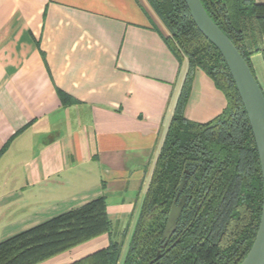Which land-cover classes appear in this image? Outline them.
<instances>
[{
    "label": "crops",
    "instance_id": "obj_1",
    "mask_svg": "<svg viewBox=\"0 0 264 264\" xmlns=\"http://www.w3.org/2000/svg\"><path fill=\"white\" fill-rule=\"evenodd\" d=\"M167 36L149 0H0V241L99 196L110 238L127 232L187 82ZM249 61L264 93L261 53ZM225 102L194 69L183 114L207 121ZM108 243L103 233L36 264Z\"/></svg>",
    "mask_w": 264,
    "mask_h": 264
},
{
    "label": "trees",
    "instance_id": "obj_2",
    "mask_svg": "<svg viewBox=\"0 0 264 264\" xmlns=\"http://www.w3.org/2000/svg\"><path fill=\"white\" fill-rule=\"evenodd\" d=\"M149 1L168 30V45L187 59L188 75L121 264H239L258 228L263 186L244 106L223 57L198 30L184 0ZM200 1L253 72L250 56L260 52L264 60V3ZM196 68L226 101L217 115L203 122L182 112ZM182 196L175 229L163 239L171 207ZM111 225L99 196L1 241L0 264H36L103 233L109 235L107 247L70 264H117L123 243L110 238Z\"/></svg>",
    "mask_w": 264,
    "mask_h": 264
},
{
    "label": "water",
    "instance_id": "obj_3",
    "mask_svg": "<svg viewBox=\"0 0 264 264\" xmlns=\"http://www.w3.org/2000/svg\"><path fill=\"white\" fill-rule=\"evenodd\" d=\"M184 2L198 30L219 50L223 57L252 130L262 176V207L253 242L239 264H264V93L247 62L229 37L210 18L201 1L184 0ZM183 182L184 178L180 183V190ZM184 201L185 198L182 196L178 204L172 205L164 227L163 239H168L173 233ZM165 244L166 242L163 246Z\"/></svg>",
    "mask_w": 264,
    "mask_h": 264
},
{
    "label": "rangeland",
    "instance_id": "obj_4",
    "mask_svg": "<svg viewBox=\"0 0 264 264\" xmlns=\"http://www.w3.org/2000/svg\"><path fill=\"white\" fill-rule=\"evenodd\" d=\"M161 29L164 30V28L161 27ZM135 220H136V215L133 216V218L131 219V222L129 224V227L127 229V232L124 233L123 235H121L122 233H118V241H121L123 244H122V248H121V252H120V256H119V259H118V262L117 264H121L122 263V259L124 257V254L126 252V249H127V246H128V242H129V238L131 236V233L133 231V228H134V224H135ZM21 232V231H20ZM19 233V232H18ZM15 235V234H14ZM11 237V236H10ZM9 238V237H8ZM7 239V238H5ZM3 239V240H5ZM1 240V241H3ZM0 241V242H1Z\"/></svg>",
    "mask_w": 264,
    "mask_h": 264
}]
</instances>
